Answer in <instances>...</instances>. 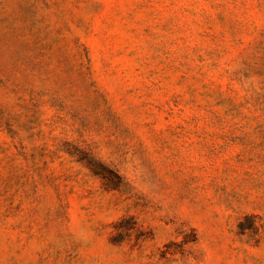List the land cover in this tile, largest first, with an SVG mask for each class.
<instances>
[{"label":"rangeland","instance_id":"1","mask_svg":"<svg viewBox=\"0 0 264 264\" xmlns=\"http://www.w3.org/2000/svg\"><path fill=\"white\" fill-rule=\"evenodd\" d=\"M0 264H264V0H0Z\"/></svg>","mask_w":264,"mask_h":264}]
</instances>
